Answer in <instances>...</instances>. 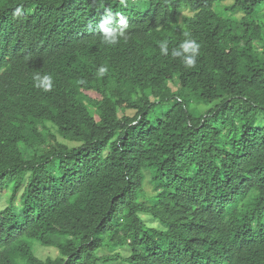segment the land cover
<instances>
[{"label": "trees", "instance_id": "1", "mask_svg": "<svg viewBox=\"0 0 264 264\" xmlns=\"http://www.w3.org/2000/svg\"><path fill=\"white\" fill-rule=\"evenodd\" d=\"M223 1L0 0V264H264V0Z\"/></svg>", "mask_w": 264, "mask_h": 264}, {"label": "clouds", "instance_id": "2", "mask_svg": "<svg viewBox=\"0 0 264 264\" xmlns=\"http://www.w3.org/2000/svg\"><path fill=\"white\" fill-rule=\"evenodd\" d=\"M21 9L17 8L14 15H20ZM127 19L119 16H114L110 10H105L104 16L98 25V31L102 37V43L107 46L117 45L121 39L127 40ZM187 39L182 41L178 48L171 50L172 57L181 58L182 63L186 68H194L199 55L200 44L190 37L189 33L184 34ZM159 49L162 55H169L168 42L162 41L159 44ZM108 71L106 66L98 68L96 76L98 79L103 78ZM34 87L43 89L44 92H50L53 87V77L49 74L34 76Z\"/></svg>", "mask_w": 264, "mask_h": 264}, {"label": "rangeland", "instance_id": "3", "mask_svg": "<svg viewBox=\"0 0 264 264\" xmlns=\"http://www.w3.org/2000/svg\"><path fill=\"white\" fill-rule=\"evenodd\" d=\"M230 2H231V0H224L223 1L224 4H230ZM263 11H264V9H263ZM173 92L178 93V89L174 88ZM211 105L212 104L198 103L195 101L193 102V106L195 108H197L199 111H203L204 109H206L207 107H210ZM167 106H165L164 109H166ZM158 112H159V110L157 109L155 111V113H158ZM145 189L147 191H151L152 187L149 183H146ZM5 205H6L5 198L2 197L0 199V209L5 207ZM31 247H32L34 254L41 259H45L47 257L54 258L58 255V249L55 246H53V245H42L37 240H31Z\"/></svg>", "mask_w": 264, "mask_h": 264}]
</instances>
